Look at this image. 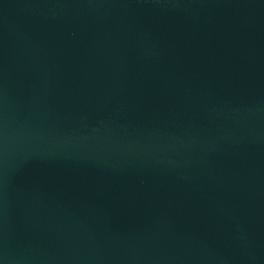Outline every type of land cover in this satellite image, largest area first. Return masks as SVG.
<instances>
[{"label": "water", "instance_id": "obj_1", "mask_svg": "<svg viewBox=\"0 0 264 264\" xmlns=\"http://www.w3.org/2000/svg\"><path fill=\"white\" fill-rule=\"evenodd\" d=\"M0 264H264V0H0Z\"/></svg>", "mask_w": 264, "mask_h": 264}]
</instances>
